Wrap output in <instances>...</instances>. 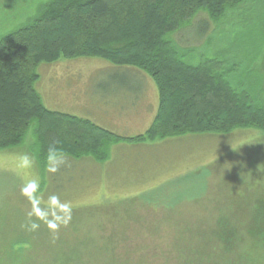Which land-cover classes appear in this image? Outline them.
I'll use <instances>...</instances> for the list:
<instances>
[{
	"label": "rangeland",
	"instance_id": "rangeland-1",
	"mask_svg": "<svg viewBox=\"0 0 264 264\" xmlns=\"http://www.w3.org/2000/svg\"><path fill=\"white\" fill-rule=\"evenodd\" d=\"M51 1L0 0V38L30 26ZM201 23L182 35L184 44L199 42L180 49L183 60L220 61L215 70L264 109V0L243 1L212 29L202 31ZM69 56L38 62L34 89L45 110L96 130L77 135L80 156L40 145L34 131L0 149V264L258 263L264 129L138 143L159 107L153 79L135 70L142 80L132 81L104 57ZM114 92L124 98L117 105L109 102ZM46 127L62 139L74 136Z\"/></svg>",
	"mask_w": 264,
	"mask_h": 264
},
{
	"label": "trees",
	"instance_id": "trees-1",
	"mask_svg": "<svg viewBox=\"0 0 264 264\" xmlns=\"http://www.w3.org/2000/svg\"><path fill=\"white\" fill-rule=\"evenodd\" d=\"M243 1L52 0L30 26L0 38V149L21 144L27 132L34 131L46 148L84 155L75 152L83 142L77 135L87 138L95 127L45 110L33 86L38 62H54L60 54L104 57L153 79L159 93L158 112L145 135L137 138L138 143L182 134L264 129V109L253 103L243 86L242 91L232 88L224 72L215 70L223 63L201 60L190 65L180 55V49L189 51L199 45L193 39L184 44L181 39L186 30H192L198 20L202 31L212 29L214 22ZM101 7L107 9L96 13ZM64 29L69 33H62ZM174 35L179 48L168 38ZM52 125L75 138L62 139L48 132L46 126ZM258 213L255 230L262 241L254 243L264 245V212ZM217 240L228 241L222 236ZM263 257L254 264H264ZM194 264L201 263L196 260Z\"/></svg>",
	"mask_w": 264,
	"mask_h": 264
},
{
	"label": "crops",
	"instance_id": "crops-1",
	"mask_svg": "<svg viewBox=\"0 0 264 264\" xmlns=\"http://www.w3.org/2000/svg\"><path fill=\"white\" fill-rule=\"evenodd\" d=\"M114 69H116V68H114ZM127 69V72L130 74V75H132V77H134V78H132V77H130L129 79H131L132 81H138V79H141V78H139L136 74H134V71H135V69H133V70H131L132 68H126ZM137 71V70H136ZM139 73H141L142 74V76L144 77V78H142V79H144L145 80V77H147L146 76V74H144V73H142V72H140V71H138ZM139 73H137V74H139ZM148 78V77H147ZM141 79V80H142ZM155 84V83H154ZM155 87H156V85H155ZM155 89H157V88H155ZM152 95L154 96V94H155V90H152ZM114 93H116V92H114ZM117 95H115L114 97H113V100H109V102H111V103H115L116 105L119 103V102H121V101H123L124 100V98H122V96H121V93H116ZM115 104H114V106H115ZM125 106H127V105H125ZM157 106H159V103H158V101H157ZM153 107V106H152ZM146 109H147V111H146V113L144 112V114L146 115V117H148L149 116V114H151L150 115V117H152V118H150V123L152 122V120L154 119L153 117V115H152V113H150L151 111H150V109H148L147 108V106H146ZM152 110V109H151ZM158 112V111H157ZM153 122H154V120H153Z\"/></svg>",
	"mask_w": 264,
	"mask_h": 264
}]
</instances>
